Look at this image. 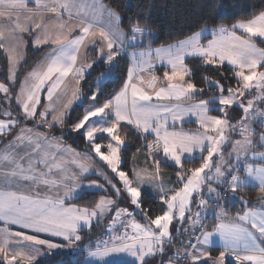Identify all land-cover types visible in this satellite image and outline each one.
I'll return each mask as SVG.
<instances>
[{"label":"snow or ice","instance_id":"snow-or-ice-1","mask_svg":"<svg viewBox=\"0 0 264 264\" xmlns=\"http://www.w3.org/2000/svg\"><path fill=\"white\" fill-rule=\"evenodd\" d=\"M185 6L0 0V264H264V0Z\"/></svg>","mask_w":264,"mask_h":264},{"label":"trees","instance_id":"trees-1","mask_svg":"<svg viewBox=\"0 0 264 264\" xmlns=\"http://www.w3.org/2000/svg\"><path fill=\"white\" fill-rule=\"evenodd\" d=\"M195 0H156V4H157V8L154 10V18L156 20L157 23H159L161 25L162 28H164V34L167 35V31L168 29L165 27L164 22L167 21L169 19V13L172 10V6L173 5H180L181 7L178 9L180 12L185 13V14H190L193 13L195 11L194 8H188L185 5L187 4H192L194 3ZM262 0H243V3L245 4H255V5H259L261 4ZM254 9L252 8H248L247 12H251ZM247 12L242 13L243 15H247ZM162 42V41H161ZM264 46V44H262ZM91 55H95L94 53H92ZM38 57H35L34 59H36ZM5 64V61L3 60V57H0V69L3 68ZM2 71H0V76H2ZM158 74H162L161 71H158ZM70 142V141H69ZM132 151H135V147L138 146L135 144V138H132ZM171 169H165V171H170ZM172 171V170H171ZM242 195L244 196V198L246 200H249L251 204L257 205V193L254 190H247L244 193H242ZM145 199H147L149 201L148 204H146L145 206H149L153 212V214H155L158 210H159V201H155L153 202L152 197L151 196H146ZM241 205L239 203H235L234 206L229 207L228 209H226L230 215H235L236 211H238L240 209Z\"/></svg>","mask_w":264,"mask_h":264},{"label":"rangeland","instance_id":"rangeland-1","mask_svg":"<svg viewBox=\"0 0 264 264\" xmlns=\"http://www.w3.org/2000/svg\"><path fill=\"white\" fill-rule=\"evenodd\" d=\"M261 47H264L263 45H260ZM162 72V71H161ZM162 76V74H159ZM237 115H239V113H237ZM197 128V125L194 124V123H186L184 124V130L185 131H188V130H195ZM236 138H239V137H236ZM70 143V142H69ZM131 166V165H130ZM171 172L170 171H165V175L169 174ZM149 192H151V190L149 189ZM151 196V195H149ZM152 197V196H151ZM158 201V200H157ZM235 203H239V202H235ZM145 207H149V206H145ZM153 212H154V209H153ZM139 218V217H138Z\"/></svg>","mask_w":264,"mask_h":264},{"label":"crops","instance_id":"crops-1","mask_svg":"<svg viewBox=\"0 0 264 264\" xmlns=\"http://www.w3.org/2000/svg\"><path fill=\"white\" fill-rule=\"evenodd\" d=\"M157 75H159L158 72H157ZM213 254L215 255V254H218V253H215V252H214Z\"/></svg>","mask_w":264,"mask_h":264}]
</instances>
